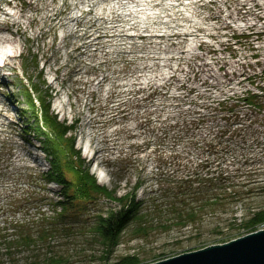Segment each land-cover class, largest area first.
Here are the masks:
<instances>
[{
	"label": "rangeland",
	"instance_id": "rangeland-1",
	"mask_svg": "<svg viewBox=\"0 0 264 264\" xmlns=\"http://www.w3.org/2000/svg\"><path fill=\"white\" fill-rule=\"evenodd\" d=\"M48 1L38 2L40 18ZM183 1L159 36L126 49L47 48L49 25L41 22L33 40L7 20L0 64L17 57L0 66L10 118L0 126V264H117L133 256L152 264L264 228L246 227L264 210V0ZM29 3L0 0L9 12L32 15ZM55 24L61 35V19ZM43 92L52 121L51 104L68 102L64 116L77 127L65 139L76 138L75 165L101 177L114 197L136 190L146 203L145 234L129 228L104 247L93 227L119 203L97 194L88 204L54 205L64 201L62 187L43 179V144L24 132L32 119L23 115L27 93Z\"/></svg>",
	"mask_w": 264,
	"mask_h": 264
},
{
	"label": "bare ground",
	"instance_id": "bare-ground-1",
	"mask_svg": "<svg viewBox=\"0 0 264 264\" xmlns=\"http://www.w3.org/2000/svg\"><path fill=\"white\" fill-rule=\"evenodd\" d=\"M28 1L30 2L29 8L33 12L32 15H29L24 9L9 12L0 6V32L6 29V22L10 20L13 25H17L19 34L25 36L31 31L30 38L36 40L38 33L42 30L41 22H43V26L49 25V32L53 33V41L50 44H45V46L64 50L138 47L135 41L130 40L159 36L158 31L169 24L170 14L168 12L185 7L183 0H49L43 8L44 16L40 18L37 15L40 11L38 5L40 0ZM185 1L197 4L203 0ZM154 10L155 12L151 13ZM88 14L91 15V18L86 20ZM59 19L62 22L61 27L64 28L61 35L56 33L57 26L55 22ZM183 19L187 20L188 16H184ZM81 28H84V30L82 34H79ZM132 31L135 33H132ZM91 32L99 34L94 36ZM181 32L179 33L185 36L188 33ZM87 38L89 40H85ZM104 38L108 40L101 41ZM1 44H9L6 37L0 36ZM16 57L17 54H7L0 66H6L7 60ZM62 102L59 103L57 109L64 111L68 103L65 100L64 105H62ZM5 110L0 102V126L3 125L2 118L10 119L4 112ZM17 157L18 154L15 155V158ZM98 181L100 184H105L101 177H98Z\"/></svg>",
	"mask_w": 264,
	"mask_h": 264
},
{
	"label": "trees",
	"instance_id": "trees-1",
	"mask_svg": "<svg viewBox=\"0 0 264 264\" xmlns=\"http://www.w3.org/2000/svg\"><path fill=\"white\" fill-rule=\"evenodd\" d=\"M26 93V92H25ZM27 100L32 109H35V104L31 98L30 93H27ZM43 110V122L47 126V132L39 127L38 119L35 116V124L37 127V134L42 138V144L45 152L50 157V173L48 176L63 186V202H58L56 205H63L66 207L72 203L79 202L82 205L88 204L92 199H96L95 195L105 196L107 198L117 201L121 205L120 209L110 211L106 216H99L97 223L93 227L101 236L102 245L104 247L114 246L118 243L120 238L125 235L128 229L135 230L138 233L145 234L149 225L147 219L148 212L144 211L143 203L136 200L134 192L122 198L114 197V192L108 191L106 188L100 187L95 178L87 171H82L75 162H78L79 153L75 150L74 141L72 139H65L67 128L61 126L56 120L52 121L48 117L47 110L50 106L45 104L40 98ZM75 161L73 158H75ZM74 174V181L67 180L63 169ZM178 202V205H184ZM177 207V204H174ZM178 209V208H177ZM182 213V212H181ZM180 214V211L178 212ZM191 215V214H190ZM186 217V216H185ZM56 218V217H55ZM54 218V219H55ZM53 219V220H54ZM185 220L175 225L185 224ZM264 224V210L257 212L251 220L247 222L248 229L256 228ZM163 230H170L174 225L165 223L162 224ZM150 230V228H149ZM96 232V233H97ZM252 232V231H249ZM248 232V233H249ZM48 234L47 236H49ZM58 260L51 259V264L57 263ZM139 259L133 256L128 259H123L117 264H138Z\"/></svg>",
	"mask_w": 264,
	"mask_h": 264
},
{
	"label": "water",
	"instance_id": "water-1",
	"mask_svg": "<svg viewBox=\"0 0 264 264\" xmlns=\"http://www.w3.org/2000/svg\"><path fill=\"white\" fill-rule=\"evenodd\" d=\"M152 264H264V230Z\"/></svg>",
	"mask_w": 264,
	"mask_h": 264
}]
</instances>
